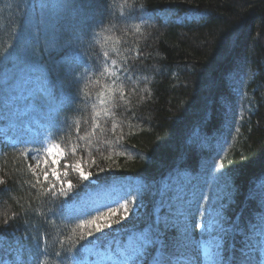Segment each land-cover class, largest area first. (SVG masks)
Listing matches in <instances>:
<instances>
[{"label":"trees","instance_id":"trees-1","mask_svg":"<svg viewBox=\"0 0 264 264\" xmlns=\"http://www.w3.org/2000/svg\"><path fill=\"white\" fill-rule=\"evenodd\" d=\"M0 131V264H121L178 188L191 249L244 233L264 262V0H0ZM129 199L111 241L82 223Z\"/></svg>","mask_w":264,"mask_h":264},{"label":"snow or ice","instance_id":"snow-or-ice-1","mask_svg":"<svg viewBox=\"0 0 264 264\" xmlns=\"http://www.w3.org/2000/svg\"><path fill=\"white\" fill-rule=\"evenodd\" d=\"M105 55H107V53H105ZM47 154L51 159L50 162L47 159L44 160L45 170L43 171V179L45 181L49 180L48 169L50 168L51 176L57 181H60L62 179L60 172L61 166L64 168H69L72 166L63 163L64 153L59 149L58 146L48 148ZM75 168L83 179H88V175H85L79 164L75 165ZM101 171H103V169H101ZM63 175L67 176V171H65ZM55 187L56 185L53 184L52 188ZM67 187L69 190L73 188L71 180L68 181ZM61 191L63 192V189H61ZM262 202H264V197H262ZM130 203H133V199H129L127 202H118L116 205H109L106 207V209H97L96 214L93 215L91 219H85L82 223L92 225L96 232H102L105 228L110 229L112 228V222L108 221V218L117 215L120 209L124 210L126 217L128 213V204ZM137 210L138 209H135L134 211ZM179 215L180 214L177 213L173 214L171 217L164 218L157 216L156 227L152 229L151 234H149V232L146 230L143 234L138 235L134 242L130 241L129 247L125 249L124 253H122L123 259L121 264H130V262H134V264H144L146 250L152 247H157L159 251L150 264H195L194 259L191 255H189L192 248L190 235L191 228L187 217L181 221L179 219ZM101 220L108 222L102 224L100 223ZM115 223L119 224L121 221L117 219ZM214 225L217 229L223 231V228L218 221H212L208 224V229L210 232L213 230ZM197 227H199V225H197ZM169 230H173L177 233L176 238L172 243V247L176 253H179V255H166L163 251L167 246L164 237ZM259 234L261 237V248L264 250V222H261L259 225ZM87 235L92 236L93 233L89 231ZM214 241L216 242V247L219 249L221 247L220 238L214 237ZM212 264H225L224 260L222 259L221 252H217L216 259L213 260ZM262 264H264V262H262Z\"/></svg>","mask_w":264,"mask_h":264},{"label":"rangeland","instance_id":"rangeland-1","mask_svg":"<svg viewBox=\"0 0 264 264\" xmlns=\"http://www.w3.org/2000/svg\"><path fill=\"white\" fill-rule=\"evenodd\" d=\"M2 137H4V133H3V131H0V141H1V139H5ZM60 172H61V176H62V171L60 170ZM62 184H63V178L59 181V185L61 186ZM171 187H172V185L170 184V188ZM179 189L180 188H178L176 190L174 197H173V204L168 205L167 214H165L164 217H171L173 214H177V213L182 215L184 213L186 203L184 201H182V196L180 194L181 192ZM110 201L114 202V200H110ZM118 202H120V201H118ZM93 203H96L95 200L90 201V203L88 205H84V207L85 206L88 207ZM143 208H144L143 204L138 203L137 206L135 207V209H138V210L134 211V212L138 213V211L140 209H143ZM117 219L118 218H116L115 216H114V218H110L109 221L112 222V228H110V229L105 228L101 232V237L104 240L111 241L112 239H110V236L112 234L116 235V234H119L121 232H125V231L132 229V225H131V223H129L127 216L126 217H125V215L121 216L119 218L121 223H119V224L115 223V221ZM106 222H108V221H106ZM106 222H104V223H106ZM189 225L191 226V222L189 223ZM222 228H223V231H227V232L230 229L229 227H222ZM213 230L215 231L214 228H213ZM242 235H243V238L239 242V244L238 245L233 244V246H231V248L228 252V257L224 260L225 264H262V263L258 262L259 258H257L256 244L254 243V241L253 242L251 241L252 240L250 238L251 236L249 235L248 237H246L244 233H242ZM214 237L220 238L221 247L219 249L216 247V242L214 241V238L212 240L213 242H212L210 247H206L205 249H202L201 251L191 249L189 255L192 256V258L195 261V264L197 263V260H200V259H204V260H207L208 262H211L216 258L217 252H221V254H222L223 244L225 243V238H224V236H218V235L214 236ZM131 239H132V236H130V240ZM164 239H165V237H164ZM173 241H174V239H171L169 242H166L167 246L163 250L166 255H174V256L179 255V253H176L172 247ZM90 250L92 251L93 247L90 248ZM158 251H159V249L157 247H152V248H149L146 250L145 259L148 260L149 264L155 258ZM111 258H112L111 255H108V254H105V253H102L99 251V252H95L93 254L92 259H88L84 263H77V264H103L106 261H109ZM18 262H19V260H18ZM130 264H134V262H132Z\"/></svg>","mask_w":264,"mask_h":264},{"label":"clouds","instance_id":"clouds-1","mask_svg":"<svg viewBox=\"0 0 264 264\" xmlns=\"http://www.w3.org/2000/svg\"><path fill=\"white\" fill-rule=\"evenodd\" d=\"M131 6H132L131 4H128V7H129V8H131ZM122 14H123V13H122Z\"/></svg>","mask_w":264,"mask_h":264}]
</instances>
